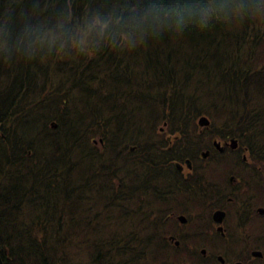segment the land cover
Listing matches in <instances>:
<instances>
[{
    "label": "trees",
    "instance_id": "1",
    "mask_svg": "<svg viewBox=\"0 0 264 264\" xmlns=\"http://www.w3.org/2000/svg\"><path fill=\"white\" fill-rule=\"evenodd\" d=\"M89 29H95L93 47L82 50ZM132 54L139 55L138 73L146 83L118 105L120 78L129 75L123 66ZM77 61L82 69L75 71ZM197 70L204 76L193 83ZM39 77L48 80L44 91L52 90L47 86L57 80L53 93L58 104L72 89L81 99L90 97L88 110L102 119V128L71 122L59 139L35 135L27 142L33 124L42 119L40 103L25 102L42 92L28 83ZM192 83L198 94L177 107L175 96L188 93ZM163 85L175 89L174 95L162 91ZM103 89L107 95L102 100ZM168 103L173 109L166 108ZM77 110V122H82L87 107L81 103ZM200 115L212 124L232 122L226 127L229 135L250 153L260 148L258 155H264V0H0L3 264L146 261L134 253L137 241L130 240V232L119 229L128 220L129 202L119 205L120 191L113 190L102 207V185L110 188L123 178L119 173L130 179L131 170L118 165L130 156L129 143L137 146L136 155H147L138 157L140 163L182 153L180 146L194 153ZM51 120L62 124L59 117ZM160 120L171 124L170 133L181 131L182 140L189 129L195 134L192 141H176L168 151L166 144L152 139L153 125ZM97 137L99 147L91 141Z\"/></svg>",
    "mask_w": 264,
    "mask_h": 264
},
{
    "label": "flooded vegetation",
    "instance_id": "2",
    "mask_svg": "<svg viewBox=\"0 0 264 264\" xmlns=\"http://www.w3.org/2000/svg\"><path fill=\"white\" fill-rule=\"evenodd\" d=\"M197 126L194 153L183 146L160 163L152 156L133 180L137 210L125 231L137 241L134 253L146 264H264V156L217 123Z\"/></svg>",
    "mask_w": 264,
    "mask_h": 264
},
{
    "label": "rangeland",
    "instance_id": "3",
    "mask_svg": "<svg viewBox=\"0 0 264 264\" xmlns=\"http://www.w3.org/2000/svg\"><path fill=\"white\" fill-rule=\"evenodd\" d=\"M88 45L90 47H93V44H91L90 42H88ZM75 49L78 50L79 49V45H76ZM68 50H69V52H71L70 48H68ZM90 54H94V53L91 51ZM51 58H53V57H51ZM192 59L193 58H191V57H187V58H185V61L187 60V62H191L192 63ZM261 60H262L261 58H257V61H261ZM130 66H132V68H133L132 69V75H131L132 79H137L138 76H137L136 70L134 68V63L132 61L130 62ZM123 67H125V65ZM210 67H211V64H210L209 68ZM80 69H82V66L77 61V65H76L75 71L76 70H80ZM200 71L201 70H197L196 71L197 73H196L195 80H194L193 83H196L197 81L203 79L204 75ZM174 79H177V76ZM47 81L48 80L42 79V77H39V78H36V79H31L30 82H28L30 84L36 85L38 87V88H36V90H42V92H37V93L31 94L29 96L30 100L29 101H25V102L28 103V102L36 101V102L40 103V105L43 108L42 112L44 114L42 113V119L39 121L40 123L38 122V124L37 123L33 124L34 125L33 130L29 133L30 136L26 139L27 142H29L33 138H35V135L38 138L46 139L45 137L47 135H49V138L53 137V138L59 139V138H61L62 136L65 135L66 129L68 130L69 127L71 126L70 125L71 122L74 125L82 126L85 129H88L89 127H101L102 128V119H100V120H96L95 119L93 113L88 110L90 107L85 102H83L81 100V96H79L77 94V92L72 91L73 92L72 95H69L70 100L73 101L75 106H73L71 103L67 104L66 102L58 104L56 102L57 95L55 93H53V91L56 89L55 88L56 87L55 83H56L57 80L56 81H52L51 80V83H52L51 87H54L52 90L44 91L43 89H44L45 83H47ZM138 82L141 83L142 85H145V83H146L144 81H138ZM193 83H192V85L188 84V87H189L188 93L184 94L183 96H179V97L175 96V98L173 97L175 105L177 107H179V105L181 103L185 102V100H187V99L191 100L192 97L195 95V93L198 94L195 91V89L193 88V86H194ZM138 86H139L138 84L137 85H133V87H138ZM182 86H185V85H182ZM169 90L172 91L171 95H174L175 89H173L171 87H168L167 85H163L162 86V91H169ZM12 91H10V92H12ZM197 91H198V89H197ZM118 94H121V92L120 93L118 92ZM168 94H169V92H167L166 95H168ZM201 98H202L203 101L206 100V90H202ZM81 103H84V105L87 107L88 113L87 114L83 113L81 115V118H79V119L82 120V122H77V119H78L79 114H80L79 110H77V109H78V105L81 104ZM166 108L173 109V104L172 103H168ZM68 111H72V116L67 117V115L69 113ZM115 116H117L119 118L118 111H116ZM165 116H168L167 112H165L164 117ZM57 117H59L61 119L62 124H59L58 131L56 132V130H51V128L48 126V122L52 118H57ZM202 117H204V115H200L197 118V122L198 123H199L200 118H202ZM172 121H174V119L170 120V122H172ZM231 123H226V124L217 123L218 130L222 131V130H226V127H228V128L232 127ZM119 125L120 124H118V126ZM163 125H164L163 120H160V121L156 122L155 128H156L157 135L153 138L154 141H158L160 138L163 139V137L166 136L165 129H169L170 128L169 125H171V124H167V127L163 130L162 134H159L158 130H160V128H162ZM172 125H173V123H172ZM206 127H208V126H201L200 125V128H206ZM112 130H113L114 134H116V126L115 125L112 126ZM67 134L69 135L70 133L67 131ZM184 140H185V137H184ZM57 141H59V140H57ZM245 142L248 143V140H246ZM260 143H261V140H260ZM182 144H184V141H182ZM82 149L84 150V153H83L84 156H86L88 154L87 148L85 146H82ZM128 149H130V148H128ZM260 152H261V149L258 148V151L255 154L258 155ZM30 155H31V153H30ZM123 176H124V174L119 173V177H123ZM114 185H116V182L112 181L110 188L105 186L102 195H104L106 193L109 196L110 193L115 189ZM160 254H162V253H160ZM155 255L159 256V253H155ZM134 262L137 263L138 260H131L130 259V264H133ZM141 264H145V261H143Z\"/></svg>",
    "mask_w": 264,
    "mask_h": 264
},
{
    "label": "water",
    "instance_id": "4",
    "mask_svg": "<svg viewBox=\"0 0 264 264\" xmlns=\"http://www.w3.org/2000/svg\"><path fill=\"white\" fill-rule=\"evenodd\" d=\"M200 123L202 124V126H205V125H209V121L207 118L203 117L201 120H200ZM237 141L234 140V143H236ZM0 264H3V261H2V258H1V254H0Z\"/></svg>",
    "mask_w": 264,
    "mask_h": 264
},
{
    "label": "bare ground",
    "instance_id": "5",
    "mask_svg": "<svg viewBox=\"0 0 264 264\" xmlns=\"http://www.w3.org/2000/svg\"><path fill=\"white\" fill-rule=\"evenodd\" d=\"M204 117H205V116H204ZM202 118H203V117H202ZM202 118H200V120H201ZM205 118H207V117H205ZM207 119H208V118H207ZM200 120H199V123H198V122H197V123L200 124V125L202 126V124L200 123ZM208 121H209V125H205V126H211L212 121H211L210 119H208ZM200 125H199V126H200ZM94 142H95V144H96L97 141H94ZM100 142H102V141H100ZM97 144H98V143H97ZM128 150H129V152H131V153L133 152V153H134V151H133L132 149H131V150L128 149ZM127 155H130V154H127ZM135 160H136V159H135ZM137 160H138V159H137ZM132 161H133V160H132ZM128 164H129V163H128ZM118 165H119V164H118Z\"/></svg>",
    "mask_w": 264,
    "mask_h": 264
}]
</instances>
